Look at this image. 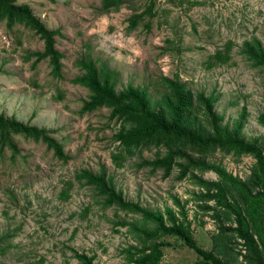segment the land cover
<instances>
[{"label":"rangeland","instance_id":"374dc122","mask_svg":"<svg viewBox=\"0 0 264 264\" xmlns=\"http://www.w3.org/2000/svg\"><path fill=\"white\" fill-rule=\"evenodd\" d=\"M25 2L46 27L54 29L60 74L51 73L47 57L34 59L42 39L28 26L8 27L0 18V112L46 127L62 146L53 154L41 140L11 134L18 151L0 156V264H79L73 251L92 255L97 264H132L131 258L156 240H166L156 264H192L195 251L172 234L142 235L153 223L138 210L104 205L96 188L76 173L103 168L122 196L141 207L171 206L188 222L195 242L231 264H259L236 232L234 212L252 202L245 217L259 243L264 238V206L246 198L205 163H216L234 177L248 180L250 153L218 146H182L167 172L144 160L165 153L164 144L149 143L127 151L113 133L122 119L109 107L81 111L87 88L71 81L80 57L109 68L116 90L127 83L143 87L151 105L162 106L166 76L192 94L214 96L219 123L256 138L264 152V65L242 51V42L257 39L264 52V0H17ZM113 2V3H112ZM193 116L211 129L199 107ZM241 122V123H240ZM182 163L184 172L180 171ZM200 180H218L224 199L208 196ZM249 183L253 193L257 185ZM64 190V193L62 192ZM264 260V257H263Z\"/></svg>","mask_w":264,"mask_h":264},{"label":"trees","instance_id":"16d2710c","mask_svg":"<svg viewBox=\"0 0 264 264\" xmlns=\"http://www.w3.org/2000/svg\"><path fill=\"white\" fill-rule=\"evenodd\" d=\"M0 18L8 27L15 23H21L33 29L40 36L43 44L41 50L32 52L34 59L47 57L51 65V73L53 75L60 74L59 58L61 54L54 46V29L46 27L25 2H17V0H0ZM241 49L255 63L264 65V52L257 39L243 41ZM76 63L81 71L74 75L71 81L84 85L88 90L87 98L82 101L79 109L84 111L99 106L109 107L110 116L122 119L121 125L113 133V138L127 151H130L132 147L149 143L166 145L167 148L163 155L144 160L152 166H162L164 172L169 170L173 156L181 154L182 146L185 145L198 148L218 146L223 149L233 148L239 152L250 153L254 162L248 180L232 176L216 163H205L202 160L200 162L205 167L213 168L222 179L236 184L244 197L248 199L252 197L257 201V205L264 206V152L256 138L246 139L239 135L238 127L230 130L219 123L221 116L212 110L214 96L197 91L194 95L196 101L194 104L192 94L183 82L161 76L160 79L169 91L162 97V106L157 107L151 105L149 96L143 87L127 83L116 90L111 79L112 71L106 67L99 68L92 58L80 57ZM196 107H199V111L200 108L202 109L206 120L211 124V129L208 131H204L202 126L193 124V122L200 123L193 116V110L197 109ZM258 118L264 125V112H260ZM13 133L41 140L46 147L52 149L54 155L60 158L65 156L61 143L50 135L46 127L5 116L2 112H0V156L3 154L4 147L9 148L11 157L17 153L18 149L11 139ZM177 164L180 165V171L183 173L184 165ZM76 175L96 188L102 197L100 201L104 205L115 204L123 210L140 211L143 218L153 223L151 228L144 226L139 229L142 235L151 237L159 232L160 234H172L179 238L197 254L198 258L192 264H231L216 256L212 250L199 246L190 233L188 222L179 219L171 206L165 205L161 210L148 209L141 207L137 202L125 199L113 184L111 176L106 174L103 168H99L97 171L82 168ZM247 181L258 186L253 193H250ZM200 182L208 196L224 199L227 189L220 181L200 180ZM62 192L64 193V190ZM224 203L234 212L235 224L228 227L242 239L250 257L256 263L264 264V238L257 233L259 246L250 230L251 224L244 212L246 211L249 216L252 215L254 212L252 202H247V206H243V209L236 208L228 200H225ZM166 244H168L166 240L153 241L147 250H143L131 258L132 264H156L162 254V246ZM73 255L79 260V264H97L92 262V255H87L83 251H73Z\"/></svg>","mask_w":264,"mask_h":264}]
</instances>
